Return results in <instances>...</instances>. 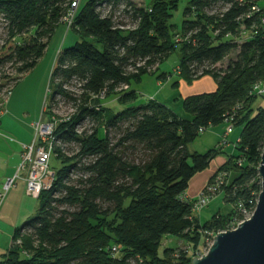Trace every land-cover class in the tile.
<instances>
[{
	"label": "trees",
	"instance_id": "1",
	"mask_svg": "<svg viewBox=\"0 0 264 264\" xmlns=\"http://www.w3.org/2000/svg\"><path fill=\"white\" fill-rule=\"evenodd\" d=\"M180 1L88 0L79 5L71 28L79 38L57 53L46 111L60 143L77 145L79 151L67 156L56 146L64 166L55 171L52 188L42 192L35 217L15 229L0 264H190L201 237L225 230L238 202L261 191L264 105H257V99L264 94L251 91L264 81V0H188L178 30L170 19ZM71 2L0 0L7 29V37L0 39V70L12 64L16 74L3 76L8 83L36 66L55 30L65 24ZM255 5L261 10L255 12ZM119 7L121 16L116 15ZM125 17L134 28L121 27L127 25ZM239 39L244 41L238 44ZM177 47L183 52L176 74L180 79L192 82L211 75L217 83L213 92L184 98L191 118L153 98L109 117L103 104L96 105L100 96L135 102L138 94L129 90L131 83L159 68ZM235 49L236 58L217 70L216 64ZM4 86L0 84V104ZM62 101L73 105L72 116L53 111ZM237 107L235 126L243 129L232 150L239 152L241 165L222 146L203 154L189 150L201 127L223 123ZM85 123L90 130L85 125L78 132L77 126ZM221 155L226 161L217 172L229 176L220 191L233 210L227 218L215 215L201 224L192 209L195 198L185 194L192 179ZM77 169L86 175L72 179ZM165 236L183 239L192 254L174 247L161 251Z\"/></svg>",
	"mask_w": 264,
	"mask_h": 264
},
{
	"label": "rangeland",
	"instance_id": "2",
	"mask_svg": "<svg viewBox=\"0 0 264 264\" xmlns=\"http://www.w3.org/2000/svg\"><path fill=\"white\" fill-rule=\"evenodd\" d=\"M88 0H82V5H84ZM142 1L145 5L152 4L153 0H139ZM264 4V1H262ZM188 6V0H181L178 7L172 12V17L170 19V23L175 26L176 29L180 30L182 28V23L184 21V11ZM63 24V23H62ZM7 37V29L5 27V22L3 18L0 16V39H5ZM79 36L73 29H68L67 26H59L51 40L48 43L47 49L45 50L43 56L38 60L36 66L32 68L30 71L24 73L16 83L11 82L8 83V78H3L4 75H8L10 77H14L15 68L12 64L6 65L4 68L0 70V84H5L3 92L5 94L1 96L2 101L8 99L7 103H4V110L6 111V117L4 120L8 122L12 121V124H16V128H20L22 131V135L20 136L22 139L33 140L35 136V125L37 122L42 121L44 124H51L47 117V105L51 100L52 92L54 90V82L51 80L52 69L55 64L56 56L58 49L71 47L78 40ZM239 39V43L241 44ZM238 53V49H235L231 52V54L225 58L222 62L216 64V69L220 70L225 68L228 65V62L231 59H235ZM183 57V52L181 47H177L173 49L168 57L164 60V62L160 65L159 68H152L148 70V73L143 75V78L140 82L133 81L130 85V91H136L138 94V98L132 104H122L120 101L110 98L105 99L103 96H100L99 99L101 103H96V105L101 106L103 104L106 108V114L109 116L113 114H117L124 109H126L129 105H140L145 103L149 98L153 95L157 97L156 100L163 102L165 101L170 108L175 111L177 114L181 115L184 118H191L192 115L185 111L184 109V96H183V88L178 84H174L181 80L175 73L176 67L181 63ZM161 73H171L170 79L166 80L161 79L159 74ZM161 81L159 84L158 82ZM186 82V81H185ZM189 85L192 82H187ZM12 87V89H11ZM73 88V87H72ZM6 89V90H5ZM9 89L11 93H9ZM71 89V87H70ZM78 86L74 87L73 90L77 92ZM125 89H120L118 92H122ZM158 91V92H157ZM157 92V93H156ZM156 93V94H155ZM9 96V97H8ZM184 97V98H183ZM264 104V97H260L257 99V105ZM60 107L58 109H53L55 113L60 114V116H71L75 112V108L70 106L69 104H64L62 101L60 103ZM45 112V113H44ZM85 127V126H84ZM86 129L90 130L89 125H86ZM225 129L226 125L224 123L215 126H211L207 131L202 133L194 142L189 144V150L191 152L197 153H206L210 149H213L218 144L217 137L212 135L214 129ZM54 135L56 134V126L53 125ZM243 126H236L233 134L230 136V142H235L241 136ZM13 133V132H12ZM101 136H103V128L100 129ZM56 146L61 147L59 142H56ZM219 145V144H218ZM65 152L68 155L72 156L73 154H77L79 151V147L77 145H68L65 146ZM226 148V152L233 154L236 158L239 156V152L233 151L232 147H224ZM225 157V156H224ZM85 160V159H84ZM83 160V163L86 161ZM218 164V160L215 159L212 164L215 166ZM85 165V164H84ZM50 166L54 171H58L63 168L64 163L62 160L53 155ZM216 174V173H215ZM86 174L82 173L81 170L77 169L71 175L72 179H78L81 176H85ZM237 175V173L233 174L232 179ZM211 180V179H210ZM211 181H209L210 183ZM42 199H37L36 208L39 209L41 205ZM65 208H68L65 206ZM233 210L232 204L226 202L224 192L219 191L209 202L207 206H205L200 212L196 213L197 218L199 219L201 224H204L214 218L215 215L221 216L223 218H227L230 216V213ZM36 211V210H35ZM37 212L31 216L30 219L35 217ZM29 219V220H30ZM28 221V220H27ZM26 221V222H27ZM24 224V223H23ZM21 224V226L23 225ZM237 225L230 222L224 231L232 230ZM222 232V231H219ZM218 233V232H217ZM216 232L206 233L201 237L200 243L197 249L194 251L196 253L200 250L203 254L207 253L209 248L211 247L214 237L217 234ZM11 241V236L8 237V242ZM165 247H174V249L179 252L180 250L189 251V255L192 254L191 247L188 246V243L180 238L168 237L165 236L162 240L161 251Z\"/></svg>",
	"mask_w": 264,
	"mask_h": 264
},
{
	"label": "built area",
	"instance_id": "3",
	"mask_svg": "<svg viewBox=\"0 0 264 264\" xmlns=\"http://www.w3.org/2000/svg\"><path fill=\"white\" fill-rule=\"evenodd\" d=\"M81 4V0H72L71 7L69 9V13L67 17L64 19V23L66 24L68 29H71L73 26L74 18L76 15V12L79 8V5ZM111 9V6L107 8L106 13H109ZM123 7H119L116 15L121 16ZM255 12L260 11L261 8L258 5H255L254 7ZM262 23L264 24V15L262 17ZM124 21L127 23V25L121 26L123 29L130 30L131 28H134L135 24L131 23V20L129 17H125ZM244 38L246 39L247 33L241 32ZM182 38L180 35H177V41H181ZM244 41V39H243ZM181 72V68L179 66L176 67L175 73L179 74ZM167 79H170V76L167 77ZM127 88V86H125ZM12 89V88H11ZM11 93V90L9 89V93ZM251 94L253 95H263L264 94V81L258 82L253 86V89L251 91ZM9 97V96H8ZM8 99L5 98L1 102L0 107V120L3 116L5 110H4V103H7ZM237 108L233 111L232 114L228 115L224 122L226 123V128L224 133L220 137L219 146L225 147V146H234L240 142V138H238L235 142H230L229 136L233 132L235 127V120L237 115ZM51 124H44L43 119L40 122H37L35 127V136L33 140L29 144L23 145V152L21 154V161L19 163V166L17 168V171L13 177L8 178L2 185V188L0 189V202L2 203L3 200L6 198L9 191L14 188L17 184V181L22 179L25 180L26 183V193L33 197V198H40L43 191H49L55 180V171L50 166V161L54 156L58 157V152L56 151V142L60 141L56 138V135H54L53 131V125L55 124L53 122H50ZM77 126L78 132H82L84 126ZM208 128L201 127L199 129L200 133H204L207 131ZM61 144V143H60ZM62 150L65 151V145L61 144ZM63 152V151H62ZM65 153V152H64ZM66 154V153H65ZM238 165L242 164V159L237 160ZM228 173L226 171H219L214 176V179L208 183L202 191L195 197V200L193 201V213L196 214L200 212L205 206H207L210 202V200L221 190V188L227 183ZM260 192L253 193V195L250 197L248 202L239 201L236 205L235 215L232 217V223L235 225H239L243 221L251 218V216L254 214L256 210V206L258 203ZM189 198V197H188ZM192 199V198H189ZM236 226V227H237ZM234 227L233 229H235ZM224 231V230H223ZM116 249V248H114ZM206 254V253H205ZM204 254L198 250L196 253L193 252L192 258L198 257L201 258Z\"/></svg>",
	"mask_w": 264,
	"mask_h": 264
},
{
	"label": "crops",
	"instance_id": "4",
	"mask_svg": "<svg viewBox=\"0 0 264 264\" xmlns=\"http://www.w3.org/2000/svg\"><path fill=\"white\" fill-rule=\"evenodd\" d=\"M62 26H65V24H62ZM60 49H58V52ZM162 74L163 73L159 74V77ZM161 79H163V77ZM158 83L160 84L161 81ZM178 83L179 86L183 88L184 97L206 92H213L217 89V83L211 75H204L199 79L193 80L191 85H189L183 79L179 80L177 84ZM150 98L156 100L157 97L152 95ZM161 103L167 105L170 108V106L165 101ZM5 112L0 120V189L8 178L15 175L21 161V154L24 150L23 145L29 144L32 141L22 139L20 137L22 135L21 129L19 127L16 128V124H12V121L8 122L7 120H4L6 117ZM223 123L226 125L225 122ZM235 128L236 126L234 127V130ZM224 131L225 129L223 128L219 130L215 128L212 132V135L217 137L218 144ZM233 132L230 134V136L233 134ZM218 144L216 147L219 146ZM225 147L232 146L229 145ZM222 149L224 152H226V148ZM215 159L218 160V164H215V166L212 168V164L214 163ZM215 159L207 170L197 174L192 179L190 187L185 194L186 197L195 198L209 183L210 179L217 172L219 167L226 161V157L222 155ZM36 201V198H33L26 193L25 180L20 179L17 181L16 186L9 191L3 202H0V258L11 245V243L8 242V237L11 236L10 242H12L15 229L29 220L34 212L38 211V207L36 208Z\"/></svg>",
	"mask_w": 264,
	"mask_h": 264
},
{
	"label": "water",
	"instance_id": "5",
	"mask_svg": "<svg viewBox=\"0 0 264 264\" xmlns=\"http://www.w3.org/2000/svg\"><path fill=\"white\" fill-rule=\"evenodd\" d=\"M262 189L251 218L218 232L208 252L190 264H264V149L258 167Z\"/></svg>",
	"mask_w": 264,
	"mask_h": 264
}]
</instances>
